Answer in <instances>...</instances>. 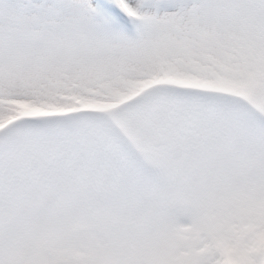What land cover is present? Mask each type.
Returning <instances> with one entry per match:
<instances>
[{
	"label": "snow or ice",
	"instance_id": "obj_1",
	"mask_svg": "<svg viewBox=\"0 0 264 264\" xmlns=\"http://www.w3.org/2000/svg\"><path fill=\"white\" fill-rule=\"evenodd\" d=\"M0 264H264V0H0Z\"/></svg>",
	"mask_w": 264,
	"mask_h": 264
}]
</instances>
